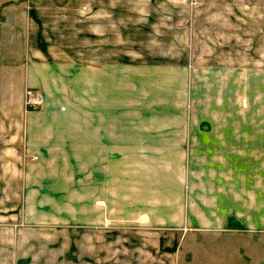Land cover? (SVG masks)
I'll return each instance as SVG.
<instances>
[{"label":"crops","instance_id":"0c3cea01","mask_svg":"<svg viewBox=\"0 0 264 264\" xmlns=\"http://www.w3.org/2000/svg\"><path fill=\"white\" fill-rule=\"evenodd\" d=\"M189 1L209 6L197 46L213 65L199 85L188 74L186 112L136 126L131 112L120 124V81L137 79L135 41L121 38L134 10L0 0V264H215L248 246L243 232L262 236L264 0L175 2ZM27 87L44 95L37 110L24 109Z\"/></svg>","mask_w":264,"mask_h":264},{"label":"rangeland","instance_id":"374dc122","mask_svg":"<svg viewBox=\"0 0 264 264\" xmlns=\"http://www.w3.org/2000/svg\"><path fill=\"white\" fill-rule=\"evenodd\" d=\"M175 1L121 0V20H124L125 8H130V11L134 10L136 15L135 30L121 27V38L129 39L130 45L131 40L135 41L134 46L132 42V47L136 50L137 75L135 85L128 84L126 80L121 79L120 81L121 125L127 124L130 112L135 114L136 126L143 124L153 126L173 122L174 117H168L166 120L164 114L169 111L174 115L175 111L171 110H176L177 106L182 108L184 112L188 109L187 76L190 71H195L198 68L199 85V82L205 81L208 70L213 65L211 61L209 62L205 58L206 47L197 46L199 42L201 44L208 41L209 22L206 18L209 6L207 4H192L191 1L186 5L177 4ZM123 23L124 21L121 25ZM192 26L194 29L201 30L199 37L196 36L195 39L191 35H187ZM182 28L184 33L181 31ZM124 45L127 48V44H122L123 47ZM191 46H193V51H191ZM196 50H199L200 54H196ZM182 62L184 69L178 67ZM143 64L146 66H142ZM236 72L233 69V74ZM200 87H204L206 92V86L200 84ZM128 92L134 100H128ZM206 97L210 96L207 95ZM209 102L211 104L212 100H201L202 111L203 109L204 111L213 109L211 107L209 109L204 108L205 104ZM179 107L177 108L179 109ZM222 107L223 103L219 102L220 110ZM230 108L233 119L238 120L236 114L240 108V102L233 100L230 102ZM152 166L153 168L156 167L154 162ZM120 167L121 170L124 168L126 171L127 165L121 164ZM56 229H61V227H56ZM236 233L241 237V232ZM243 233L249 240L248 246L237 244L226 259H219L215 264H264V230L261 233L262 236L251 235L250 232ZM243 235L242 240H244Z\"/></svg>","mask_w":264,"mask_h":264},{"label":"built area","instance_id":"2783aa9c","mask_svg":"<svg viewBox=\"0 0 264 264\" xmlns=\"http://www.w3.org/2000/svg\"><path fill=\"white\" fill-rule=\"evenodd\" d=\"M44 102V95L37 88L27 87L24 90L23 103L25 111H33L39 109Z\"/></svg>","mask_w":264,"mask_h":264}]
</instances>
